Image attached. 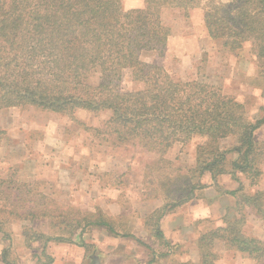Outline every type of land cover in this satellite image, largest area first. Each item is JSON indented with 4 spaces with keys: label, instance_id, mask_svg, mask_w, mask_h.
Here are the masks:
<instances>
[{
    "label": "trees",
    "instance_id": "1",
    "mask_svg": "<svg viewBox=\"0 0 264 264\" xmlns=\"http://www.w3.org/2000/svg\"><path fill=\"white\" fill-rule=\"evenodd\" d=\"M203 3L209 37L222 41L231 53L250 43L263 64L264 0H145L143 7L129 10L124 0H0V111L35 108L75 121L78 110L110 111L103 128L77 122L103 143L113 139V146L130 145L159 157L157 190L142 199L164 198V207L151 214L145 225L168 248L171 245L161 230L167 213L189 203L197 191L211 181L217 183L222 175L229 174L239 184L236 190L226 191L233 197L243 191L242 176L254 186L264 175V143L256 139L264 116L249 119L245 106L220 88L200 81H176L162 66L141 59L145 52L162 51L167 45L171 29L163 23L164 9L188 12ZM95 73H100V83L92 86ZM125 79L143 88L124 91ZM231 137L235 143L222 149V141ZM195 138L202 143L191 170L194 182L187 184L182 170L166 157L178 142ZM262 195H243L237 205L239 216L198 238L201 264L218 260L213 251L216 241L225 251L239 252L261 264L264 242L247 235L243 226L246 207L264 220ZM119 218L100 208L94 213L66 208L36 183L19 179L13 170L0 177V232L9 223L47 219L52 227H77L81 232L106 229L149 248L131 233L121 234ZM25 237L30 248L38 241L73 242L38 232ZM1 262L9 264L6 254Z\"/></svg>",
    "mask_w": 264,
    "mask_h": 264
},
{
    "label": "rangeland",
    "instance_id": "2",
    "mask_svg": "<svg viewBox=\"0 0 264 264\" xmlns=\"http://www.w3.org/2000/svg\"><path fill=\"white\" fill-rule=\"evenodd\" d=\"M144 1L124 0V7L127 10L143 7ZM204 3L201 7L188 12L181 8L164 9L162 20L171 29L170 39L162 51L145 52L141 57L142 61L162 66L176 81H200L220 88L224 94L235 98L245 106L249 119L262 118L264 116V63H259L250 43L243 49L231 53L223 47L222 41L212 40L203 20ZM100 77V73H95L90 79V84L97 86L100 83ZM121 86L124 91H136L143 88L141 83L129 79H125ZM8 111L4 114L0 112V144H6L3 152L0 153V176L13 170L19 179L36 183L41 191L54 201L74 211L94 213L100 208L102 211L107 209L110 214H113L114 200L116 210L122 212L121 218L117 221L120 223L117 230L121 234L134 231L147 246L151 244L156 247L157 241L151 239L150 230L147 229L149 227L145 225L148 217L142 218L140 213L141 203L145 201L142 199L143 195H152L157 190L155 183L158 178L155 166L159 157L130 145L113 146V139L103 143L99 138L94 137L91 131L78 123L80 121L91 127L103 128L111 116L110 111L95 114L78 110L74 115L78 122L66 115L53 114L35 108ZM3 119H5L4 125ZM41 129L48 130L44 132ZM256 139L264 143V126L256 132ZM200 143L202 141L199 138L187 143L178 142L166 157L175 167L182 170L184 178L186 177L182 181L187 184L194 182L190 179L191 170L195 168ZM234 143L235 138L231 137L222 141L221 147L227 149ZM42 145L50 148L52 152L41 154L37 149L42 148ZM38 160L47 161L59 173L52 178L48 175V181L44 176L45 172L39 175L41 171H45L44 168L38 170L37 174ZM231 161L230 157L226 166L228 170L231 168ZM44 163L42 162L41 165H45ZM151 167L154 169H149ZM262 167L264 168V163ZM241 179L243 191L235 197L236 201H241L243 195L264 193V175L254 186L243 176ZM222 183L223 186L220 187L224 193H226L225 186L233 188L231 185H235L234 189L239 187V184H231V181H225V179ZM202 194L203 192H199V196ZM262 198L264 202V195ZM196 203L195 201L192 204ZM187 209L189 210V207ZM215 223L214 219H198L196 223L199 224L198 228L188 233L186 232L188 223L183 219L181 236L185 232L188 239L194 236L199 238ZM251 225V222H246L243 226L247 235H251ZM3 232H0V243L4 240L10 248L5 253L2 251L0 261L6 254L9 264H28L33 252L29 250L25 233L31 235L33 232H38L48 237L68 238L74 242V239L79 241L78 236L81 230L77 227L68 229L61 225L52 227L50 220L41 219L6 224L3 226ZM111 237L113 234L106 229L101 232L100 238L103 243L107 244ZM32 245L34 249L38 248L41 251L43 241L33 242ZM1 247L0 244V251ZM213 251L217 254L218 260L223 259L227 254L219 241H216ZM69 253L75 257L74 253ZM102 256L107 255L103 253ZM44 258L43 262L40 260L37 264L48 262L51 256H44ZM260 263L264 264V256L260 259Z\"/></svg>",
    "mask_w": 264,
    "mask_h": 264
},
{
    "label": "crops",
    "instance_id": "3",
    "mask_svg": "<svg viewBox=\"0 0 264 264\" xmlns=\"http://www.w3.org/2000/svg\"><path fill=\"white\" fill-rule=\"evenodd\" d=\"M12 109L16 110L18 108ZM8 110L11 111V109H7L0 112L1 114H4V112ZM4 120L5 119L2 120L3 125L5 123ZM3 129L7 130V128ZM41 130L45 132L48 129ZM9 135L11 136V133H9ZM35 143L42 144L41 142ZM4 145L6 144H0V153L3 152ZM37 151L41 152V154H48L49 152H52L50 151V148L44 147L43 145L42 148L37 149ZM38 154L39 153L37 152V156L39 157ZM42 162H45V165H41ZM41 168H44L45 171H41L39 175L45 172V178H47L48 175H50L49 178L55 177L56 174L59 173L56 172V169L51 164L49 165L47 161L38 160L36 162L37 174L38 170ZM262 169L264 172L263 167ZM7 175L8 171L0 177L3 178ZM49 178H47L48 181ZM224 179L225 181H231V184H238L229 174L222 175L218 178L217 183H213L211 181L207 188L197 191L195 198L189 203L167 213L164 216L161 221V230L164 233L165 239L171 245L169 248L164 246L157 238L153 237L151 233V239L157 241V245L156 247H153L150 244V247L146 248L141 246L131 237L117 235H113V237L110 238V241L106 244L103 243L100 238L101 232H103L104 229H87L79 234V241L74 239V242L72 243L53 241L47 243L43 242L41 251L38 248L34 249V246L32 245L33 247L29 248V250L33 253L30 255L28 264H37L40 260L43 262L45 259L44 256H51L52 262L49 264H201V252L197 244L198 236H194V238L189 237L188 239L187 233L185 232L184 235L181 236L183 232V219L188 223L186 226V232L191 233L193 231L192 229L198 228L199 224H196L198 219H214L216 223L210 229L213 230L226 226L227 222L234 217L239 216V211L237 209L239 202L236 201L235 197L222 192V188L220 186H223L222 180ZM232 186L233 188L225 186L224 190H236L234 189L235 185H231V187ZM199 192H203V194L199 196ZM195 201L197 203L193 205ZM164 205L165 200L162 197L142 201L140 216H142V218H147L154 212L161 210ZM187 207H189V210ZM104 212L113 217H117L122 214L120 210H116L114 200L113 214H110L107 209H105ZM244 213L247 216L246 221L251 222L252 224L250 233L251 236H254L264 242L263 218L258 216L250 207H246ZM131 234L137 239H141L134 231ZM0 244L2 246L0 251L1 255L2 251L10 248V245L4 242V240H2ZM92 246L94 247L92 248ZM69 252L74 253L75 257L71 256ZM161 252H167L168 254L166 257H163ZM103 253L107 256L103 257ZM226 253V256L223 259L217 260L215 264H258L256 260L245 258L239 252L227 251ZM41 262L39 264L47 263ZM0 263L3 262L0 261Z\"/></svg>",
    "mask_w": 264,
    "mask_h": 264
}]
</instances>
